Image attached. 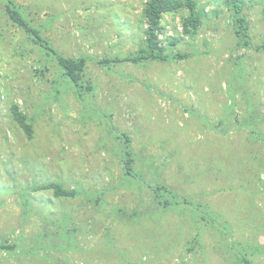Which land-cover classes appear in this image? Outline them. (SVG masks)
<instances>
[{
  "label": "rangeland",
  "instance_id": "obj_1",
  "mask_svg": "<svg viewBox=\"0 0 264 264\" xmlns=\"http://www.w3.org/2000/svg\"><path fill=\"white\" fill-rule=\"evenodd\" d=\"M12 1L91 88L0 0V264H264V0H195L191 32L164 12L138 62L146 0Z\"/></svg>",
  "mask_w": 264,
  "mask_h": 264
},
{
  "label": "trees",
  "instance_id": "obj_2",
  "mask_svg": "<svg viewBox=\"0 0 264 264\" xmlns=\"http://www.w3.org/2000/svg\"><path fill=\"white\" fill-rule=\"evenodd\" d=\"M5 2L6 12L9 18L22 27L33 39L35 43H38L43 49L50 52L57 60L59 66L62 69L63 75L70 83L77 89L78 95L80 89L86 87L90 89L88 84L84 85V67L86 60L83 57H66L58 53L55 49L51 48L49 44L43 39L38 30L30 26L29 22L22 16L20 11L17 9L15 3L12 0H3ZM228 7L234 12V15H239L242 12V2L241 0H224ZM179 7H186L188 9V15L183 18L182 26L185 32H191L195 30L200 24V13L196 9L195 0H146L143 15L146 23L144 28V43L138 53L128 56L126 59L132 62H138L141 59H159L164 60L166 54L164 53V46L161 44L158 38V32L161 29L160 19L164 12H168ZM238 23L237 32L240 37L245 36L247 25L243 17H238L236 19ZM11 112L14 119L18 124L24 129L26 134L30 137L32 135V127L26 121V116L22 113L19 107L14 104L11 106ZM124 168L125 173L136 177L138 175L129 165L131 159L129 158V152L126 150L124 152ZM47 187H51L54 190L56 196L62 197H74L77 194V190L71 188H63L58 183L48 184ZM168 187L159 186L153 188L155 196H163L164 191H168ZM167 203V200H163ZM247 263V260H244Z\"/></svg>",
  "mask_w": 264,
  "mask_h": 264
}]
</instances>
